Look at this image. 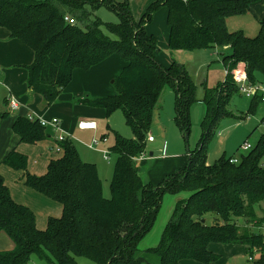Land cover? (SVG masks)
<instances>
[{
  "label": "trees",
  "instance_id": "obj_1",
  "mask_svg": "<svg viewBox=\"0 0 264 264\" xmlns=\"http://www.w3.org/2000/svg\"><path fill=\"white\" fill-rule=\"evenodd\" d=\"M258 1L156 0L137 21L129 0H0V28L33 51L34 62L25 68L27 86L48 107L59 102L75 70L89 71L118 55L127 66L113 83L116 93L85 95L76 102L104 109L108 116L122 110L136 136L126 141L115 135L109 150L118 156L110 198L103 195L96 165L84 162L70 140L59 143L61 156L49 163L44 175L28 171L27 155L10 151L1 165L21 172L26 187L60 204L63 211L40 230L35 213L12 198L0 173V232L15 244L12 251L0 252V264H29L32 256L47 264H77L79 257L93 264H141L139 245L153 229L163 198L183 193L189 196L176 204L158 246L143 252L144 259L150 264H212L220 255L209 246L224 244L245 246L250 264H264V214L259 215L264 208V134L237 163H231L233 158L216 164L207 160L208 141L219 121L232 114L228 107L239 93L234 82L239 64H244L251 84L264 76V17L256 38L230 32L226 25L229 17L251 13ZM101 7L114 11L119 24L92 20V12ZM162 7L168 10L170 51L226 49L229 54L222 55L225 81L214 88L204 86L203 126L216 129L205 131L198 148L188 152V168L154 186L144 180L138 161L153 137L148 134L165 88L176 95V121L186 136L190 109L198 102L197 85L186 67L178 62L162 65L158 39L146 29ZM66 17L75 23L65 22ZM260 104L257 97L251 106ZM9 116L0 112L2 120ZM12 129L21 144L36 145L51 136L39 119L29 117H17ZM210 214L216 216L212 225L207 224Z\"/></svg>",
  "mask_w": 264,
  "mask_h": 264
},
{
  "label": "rangeland",
  "instance_id": "obj_2",
  "mask_svg": "<svg viewBox=\"0 0 264 264\" xmlns=\"http://www.w3.org/2000/svg\"><path fill=\"white\" fill-rule=\"evenodd\" d=\"M116 2H124L126 0H114ZM155 0H129V6L132 12V15L135 20H139L144 12L147 10V6ZM258 7V8H257ZM254 8V12L260 11L261 6ZM257 8V9H256ZM164 8L158 11V15L154 18V29L150 27L147 31L148 33L155 34L158 37V48L159 53L162 57L169 58V60H174L180 64H183L188 70L191 78L197 85L196 98L198 101L202 102L204 95V86L208 88H214L218 84L223 83L226 79V67L222 62V55H228L229 51H213V50H200L195 52H172L164 45V33L167 31L164 15L166 13ZM163 10V11H161ZM254 12L248 13L241 16H232L227 19V28L230 32H239L242 31L245 36L249 38H256L260 34V20L259 15H256ZM95 18L100 19L105 25H116L119 24L120 19L118 15L108 9L107 7H101L100 9L92 12L91 19ZM104 27V26H103ZM6 30V29H5ZM153 30L156 31L153 32ZM103 32L107 35H110L106 29L103 28ZM112 36V35H110ZM113 37V36H112ZM17 40V39H16ZM19 41V40H18ZM20 42V41H19ZM28 49V48H27ZM29 50V49H28ZM12 51H6L5 53L0 54V78H3L9 70H16L17 68L25 69L26 64L19 65H10V59L12 58ZM165 60V59H164ZM166 62V61H165ZM31 65V64H30ZM28 65V66H30ZM244 65V64H243ZM26 66V67H25ZM241 70L239 67L237 70ZM246 69L244 66V70ZM10 75V74H9ZM113 82L111 79L110 84ZM81 84V86H80ZM87 84V81H76L73 84V90H71V95L74 97L75 104L77 99H82L85 95L90 96V93H85L84 95L79 94L77 91L79 88H82L83 85ZM95 80H91L88 84L94 85ZM264 84V76L258 77V83ZM3 82H0V108L5 109L4 99L9 96V91L7 92L4 89ZM110 92L113 93L114 86L111 84ZM113 89V90H112ZM115 92V90H114ZM116 93V92H115ZM78 94V95H77ZM114 94V93H113ZM228 110L231 111V116L222 118L219 121L218 128L208 127L204 128L203 122L206 116L205 105L198 104L194 105L190 109L191 117V130L189 136H186L176 121V95L174 91L170 88H165V91L161 97V101L158 109L155 111L153 125L151 127L149 136H153L154 140L156 139L155 144H147V151L145 153L147 159L146 163H139V167L143 169L144 180L152 185L156 186L164 182L170 176L177 174L188 168L189 165V155L188 149L191 152H194L205 133L209 129H216L215 135L207 143V160L209 164H216L223 158L225 159H237L241 160L243 155L249 153L245 151L242 147L244 144H249L253 148L257 146L262 135L264 134V104H260L257 107L253 108L251 106V100L247 97L236 94L232 97L231 104L228 107ZM21 114L26 115L25 111H21ZM36 116V114H35ZM82 114L75 115L70 122H76L78 125L77 118L82 117ZM96 122L98 123V129L94 132H79L74 130V135L71 138L74 146L76 147L81 159L84 162L95 164L99 177L102 180L103 190L105 192L106 198H110L111 192V182L115 172V165L117 161V155L113 152L108 155L109 158H106L104 152L111 150V147L115 143V135L117 134L122 139L126 141H135L136 136L134 135L133 130L127 124L125 116L122 110L114 111L110 116L107 115L106 111L97 112L95 117ZM76 125V127H77ZM66 135V134H65ZM69 137V135H67ZM148 136V137H149ZM106 138L107 141L103 142L102 140ZM187 138V139H186ZM94 139H97L100 143L96 147H91ZM69 140V138H68ZM70 140V142H71ZM172 144V149L177 151H167V158H156L157 160H150L152 151V146H163L164 144ZM47 149L46 153L48 157L44 158L43 162H40L39 159H36L40 162L38 165L34 164V168L39 170L41 167L45 169L42 173L46 174L48 170L49 163L53 159H57L61 154L54 152L50 146ZM182 150V151H181ZM181 151V153H179ZM178 152V156L171 155V153ZM182 154V158L181 155ZM31 160V157H30ZM154 162L155 164H152ZM181 163L182 169H174L171 172H168L173 166L174 163ZM28 163L29 157H28ZM151 164V166H149ZM41 174V175H42ZM18 181V179H17ZM187 198L188 194H183ZM104 196V197H105ZM168 197L166 195L163 199L164 209L168 204ZM61 207L60 204H56ZM264 207V206H263ZM62 208V207H61ZM56 210V208H54ZM36 210V209H35ZM264 214L263 211L259 215ZM36 216L41 220L38 228L40 230H46L48 227L49 217L60 216L56 213L46 214V211L37 209ZM214 215L207 216V224L212 225L214 223ZM42 218V219H41ZM60 218V217H59ZM44 224V225H43ZM0 248H5L6 245H10V237L6 234L0 235ZM14 247V245H13ZM214 247V246H213ZM214 247V251L222 255L220 261L212 264H250L249 255L244 253L240 248L241 245H217ZM3 252V251H0ZM259 255H255L254 259H257ZM253 259V260H254ZM77 264H93L92 260L85 257L76 258ZM189 262L193 264H201L195 261ZM29 264H47L45 261L39 260L36 256H32Z\"/></svg>",
  "mask_w": 264,
  "mask_h": 264
},
{
  "label": "crops",
  "instance_id": "obj_3",
  "mask_svg": "<svg viewBox=\"0 0 264 264\" xmlns=\"http://www.w3.org/2000/svg\"><path fill=\"white\" fill-rule=\"evenodd\" d=\"M155 1H153L152 3H154ZM151 4H149L146 9H148V7ZM257 6H261L262 9L260 11H257V13H255L254 8ZM162 8H164L163 10L166 11V13L164 15V19H165V24H166V28H167V31H165V33H164L165 37H164L163 43L165 46L168 47V39H169V28L167 26L168 10L166 7H162ZM162 8H160V9H162ZM163 10H161V11H163ZM158 11L153 15L152 21L149 24H147V26H146L147 30L150 27H152L153 29L155 28L153 26L154 22H155L154 18L156 17V15L161 13V12L158 13ZM252 12H254L256 15H259V17L262 20L264 17V0H260L256 4H254L252 7ZM153 32L156 33L155 30H153ZM150 34H152V33H150ZM153 35H155V34H153ZM157 39H158V37H157ZM27 48H28L27 46H25L24 44H22L18 40L12 38L9 31L5 30L4 28H0V54L5 53L7 50L13 52L12 58L10 59V63H11L10 65L14 64V65L20 66V64H26V66H28V65L32 64L34 62V53L30 48H28L29 50ZM157 48H158V46H157ZM158 59H159L160 63L164 66H168L172 62H176L174 60H169V58H166V57H162V59H161V55L159 53V48H158ZM126 66H127V64H125V62H123L118 55H113L89 71L75 70L74 76H73V81L62 92L61 96L59 97V102L50 106V107H48L46 105V103L44 102V100L41 96L34 94L28 88V86H27L28 74H27L26 69L17 68L16 70H9L3 78H0V82L1 83L3 82V84H4L3 85L4 89L7 92L9 91V96H7L4 99V104L6 107H5V109L0 108V112L8 111L10 113V116L7 119H5V120L0 119V173L4 176L5 181H6V185L8 186V188L10 190L11 196L17 203L27 206L34 213H36L37 209H40V210L46 211V214L56 213L57 215L58 214L60 215V216H56L53 218H59L62 216V211H63V208H61L62 206L60 207L58 205H55L54 203H56V202H54V201L48 199L47 197L35 192L34 190L26 187L24 185V182L21 180V178H22L21 172L12 170L9 167L1 165L4 158L6 157V155L10 151H12L13 149H17L19 152H21V153L27 155V157H29L30 163H28V171L32 174H35V175H41L45 171V169L43 167H41L39 170H37L34 168V164L38 165L40 162L44 161L43 160L44 158L48 157V155L46 153L47 149L49 148L48 146H50V148L55 152L54 148L58 145L57 140H56V135L50 126L45 127V128H47V131L51 135L50 138L47 139L46 141L38 143L36 145L21 144L19 137L13 132V129H12L13 123L15 122V119L17 117H29L30 118L31 116L34 117L35 114H36V117L43 118L47 121H50L54 118H57V119H59L62 132L66 135H69V137L67 136V138H69V140H71L70 137H72L74 135V130L75 131L78 130L79 132H92V131H81V130H79L77 123L76 122L71 123L70 119L72 120V118L77 114H82L83 115L82 117L77 118L78 124L81 121H96L95 120L96 113L97 112H103L105 110L100 109V108H92L89 106H85L83 104H75L74 97L71 95V90H73L71 88H73V84L76 81H84V82L87 81L86 85L84 84L82 88H79L77 90V91H79L77 93L82 94V95H84L85 93H90V95L93 97H107V96L113 95V93L115 94L116 91L114 92V90H115V88H114V90L112 89L113 93L110 92V88L112 87L111 84L113 85L115 79H117L120 76V74L122 73L123 69ZM238 67L241 69V71L244 70L243 64H239ZM111 79L113 80V82L110 84ZM91 80H95V84L88 86V84ZM80 86H81V84H80ZM12 97L15 98L16 100H18V102L20 104V108L16 112L11 111V109L9 107V105H10L9 101ZM5 100H7V101L5 102ZM250 100L252 103L253 99H250ZM202 103L203 102L198 101L194 105H198V104H202ZM194 105L192 107H194ZM205 108H206V106H205ZM22 110L26 112V115L20 113ZM206 111H207V108H206ZM76 125H77V127H76ZM155 143H156V139L154 140V142H150L149 144H155ZM152 151H154V153H152L153 156L150 157L151 158L150 160H157L156 158H159L162 160V158L164 159V158L168 157V155H166L167 151H177V150L172 149V144L169 143V144H164L163 146H154L153 145ZM181 151L179 153H181ZM157 152H161L162 154L160 156H155V153H157ZM176 154H178V152L171 153V155L178 156ZM180 155L182 158L183 155L182 154H180ZM30 157H31V160H30ZM36 159H39L40 162H38ZM146 159H147V157H146V155H144L138 161V165H140L139 163H141V162L146 163L147 162ZM152 164H155V163L152 162ZM149 166H151V164ZM181 166H182V164L179 162L174 163V166L170 170H168V172H171L174 169L180 170V169H182V168H180ZM140 169L142 170V175H144L143 169L142 168H140ZM17 179H18V181H17ZM183 194H185V193H183ZM183 194H180L177 196H171L170 195L171 197H168V199H167L168 204H167V207L165 209H164L163 203H162L161 210L159 212V215L157 217V220L155 222L153 229L142 240V242L139 245V250L141 251V255L139 257L141 264H150L148 262V260L144 259L143 252L147 251L148 249L155 248L158 246V244L161 240V236L164 232V229L167 226L169 220L171 219V217L173 215L176 204L180 200L186 199ZM103 195L105 196L104 190H103ZM56 204H58V203H56ZM54 208H56V210ZM37 217L38 216H36L37 227H38L41 220L38 221L39 218H37ZM51 217H49V219ZM1 234H6V233L0 232V235ZM10 240H11L12 244L6 245L5 248H0V251L9 252V251H12L14 249L15 244L11 238H10ZM13 245H14V247H13ZM217 245H224V244H211L209 246V249L212 252L216 253L213 249L215 246H216V248H218ZM240 248L243 250L244 253H247L245 246L241 245ZM216 254L220 255V260H221L222 255L219 253H216ZM183 264H193V263L189 262V260H188V261H184Z\"/></svg>",
  "mask_w": 264,
  "mask_h": 264
},
{
  "label": "built area",
  "instance_id": "obj_4",
  "mask_svg": "<svg viewBox=\"0 0 264 264\" xmlns=\"http://www.w3.org/2000/svg\"><path fill=\"white\" fill-rule=\"evenodd\" d=\"M186 1V0H184ZM65 22L69 23V24H74V20L70 19L69 17L65 18ZM234 82L237 84L238 90H239V94L247 97L248 99H255V98H260L262 100V103H264V84H251L248 80L247 74L245 73V71H241V70H237L234 72ZM10 105V109L13 112H16L19 110L20 108V104L18 102V100H16L15 98H11L9 101ZM31 120L34 119H39L40 124L43 127H51L53 129V132L56 135V140L58 145L54 148L56 153H62V148L60 146V142H64L67 141V135H65L60 127V122L59 119L54 118L50 121H47L43 118L40 117H30ZM78 129L81 131H96L98 129V124L96 121H81L78 124ZM103 142H106L107 139L104 138L102 140ZM149 141L150 142H154V138L153 137H149ZM99 141L97 139H94L91 147H96L99 145ZM245 151H250L252 149V146L249 144H244V146L242 147ZM106 158H109L108 155L110 154L109 150L104 152ZM231 163H237V159H232ZM250 260L252 261L253 259L250 258Z\"/></svg>",
  "mask_w": 264,
  "mask_h": 264
},
{
  "label": "water",
  "instance_id": "obj_5",
  "mask_svg": "<svg viewBox=\"0 0 264 264\" xmlns=\"http://www.w3.org/2000/svg\"><path fill=\"white\" fill-rule=\"evenodd\" d=\"M187 139V138H186ZM188 152H189V149H188ZM162 153L161 152H157L155 153V156H160ZM151 156H153V154L151 153Z\"/></svg>",
  "mask_w": 264,
  "mask_h": 264
}]
</instances>
